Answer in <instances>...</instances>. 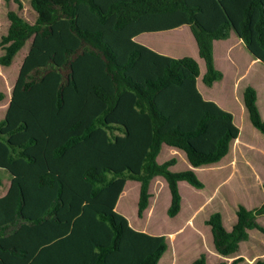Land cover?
I'll return each mask as SVG.
<instances>
[{
    "label": "trees",
    "instance_id": "1",
    "mask_svg": "<svg viewBox=\"0 0 264 264\" xmlns=\"http://www.w3.org/2000/svg\"><path fill=\"white\" fill-rule=\"evenodd\" d=\"M29 2L35 22L10 11L0 39L4 67L30 40L0 121V169L10 176L0 198V264H159L166 237L134 230L115 211L126 181L139 183L141 218L150 182L163 178L166 214L174 218L178 183L203 184L191 170L169 171L173 160L157 164L161 147L183 152L191 168L216 164L239 129L230 113L202 98L193 58L158 54L134 38L187 26L205 67L201 81L211 87L222 79L213 41L231 31L254 60L264 59V0ZM256 98L244 89L248 121L264 140ZM258 217L264 201L253 210L238 206L230 231L219 213L210 215L215 252L228 257L248 231L264 233Z\"/></svg>",
    "mask_w": 264,
    "mask_h": 264
},
{
    "label": "rangeland",
    "instance_id": "2",
    "mask_svg": "<svg viewBox=\"0 0 264 264\" xmlns=\"http://www.w3.org/2000/svg\"><path fill=\"white\" fill-rule=\"evenodd\" d=\"M0 0V39L6 35L9 22L7 13L13 11L25 21L33 24L36 15L29 0ZM136 43L148 40L154 43L165 56L173 58H193L200 70L197 89L205 100L216 103L221 109L233 116V122L239 129L238 138L230 144L229 153L217 164L191 168L183 152L163 145L156 159L157 164L173 160L171 172L193 171L202 182L203 188L195 189L186 182L178 183L181 198L180 212L170 218L166 210L170 203V194L163 178L156 177L150 182L151 195L147 209L141 218L137 217L139 183L127 180L124 191L116 205V212L128 221L136 231L149 235H164L167 250L159 264H192L202 259L205 264H253L264 260V233L258 230L248 231V239L239 244L238 250L228 256H219L212 245L209 227L205 224L210 215L219 213L223 227L230 231L236 221L238 206L247 210L259 207L264 201V140L249 123L243 106L242 94L246 87L256 91V105L261 119H264V59L254 60L243 44L232 49L231 61L221 48L226 43L216 42L213 51L215 69L222 73L223 79L208 87L201 81L205 72L203 61L198 57L195 42L187 27L160 34H145ZM234 42L233 38L227 43ZM227 44V45H228ZM30 45L28 40L15 55L8 67L0 66V92L4 99L0 101V121L3 108L9 98V89L17 78L23 51ZM3 54L0 48V56ZM0 194L9 186V174L0 169ZM257 223L264 229V217H258Z\"/></svg>",
    "mask_w": 264,
    "mask_h": 264
},
{
    "label": "crops",
    "instance_id": "3",
    "mask_svg": "<svg viewBox=\"0 0 264 264\" xmlns=\"http://www.w3.org/2000/svg\"><path fill=\"white\" fill-rule=\"evenodd\" d=\"M182 27H187V26H181V27H179V28H182ZM179 28H176V29H179ZM188 28V27H187ZM176 29H173V30H168V31H163V32H153V33H142V34H140V35H138V36H136L135 38H134V41L135 42H137V40L139 39V38H144V37H142V36H144L145 34H160V33H166V32H170V31H174V30H176ZM188 31H189V28H188ZM190 32V31H189ZM193 38V37H192ZM233 38V40H234V42H232L231 44H228L227 42L230 40V39H232ZM216 42H224V43H226L224 46H222V48H221V52H222V55L223 54H225L226 55V57H228L231 61H234V59H233V57H232V49H233V47L236 45V44H238V45H241V44H243L242 43V41L240 40V39H238L237 37H236V35L231 31L230 33H229V37L227 38V39H225V40H217V41H213V47H212V54H213V51H214V48H215V44H216ZM139 44V43H138ZM140 44L141 45H143V46H145V47H147V48H149V49H151L152 51H154V52H156V53H158V54H161L162 53V51L157 47V46H155L154 45V43L153 44H151L150 42H148V40H145L144 42H140ZM228 44V45H227ZM24 47V46H23ZM197 48V47H196ZM28 50H29V45H28V47H27V49H25L24 51H23V55H22V57H21V60H20V63H19V65H21V63H22V60H23V58L26 56V54H27V52H28ZM198 54V53H197ZM161 55H163V54H161ZM165 56V55H164ZM168 57H171V58H173L170 54H168ZM199 57V56H198ZM176 59H180V58H176ZM235 62V61H234ZM213 64H214V67H215V60H214V58H213ZM221 73V72H220ZM222 74V73H221ZM199 75H200V70H199ZM199 78V77H198ZM198 78H197V80H198ZM222 79H223V75H222ZM221 79V80H222ZM219 82V81H218ZM15 83V82H14ZM14 83L13 84H11V88L9 89V93H10V95H9V98H8V100L6 101V105H5V107L3 108V117H4V115H5V113H6V109H7V106H8V103H9V101H10V98H11V91H12V88H13V85H14ZM216 83V82H215ZM215 83H213V84H215ZM196 86H197V82H196ZM213 86V85H212ZM202 96V95H201ZM203 98V97H202ZM204 99V98H203ZM205 100V99H204ZM208 101V100H207ZM216 104V103H215ZM217 105V104H216ZM218 106V105H217ZM223 110V109H222ZM158 157V156H157ZM157 159V158H156ZM224 159V158H223ZM222 159V160H223ZM217 164V163H216ZM9 184H10V182H9ZM1 185V184H0ZM9 187V186H8ZM8 187H7V189H6V191H4V192H2V194H0V198L1 197H3L5 194H6V192H7V190H8ZM123 191H124V189H123ZM123 193V192H122ZM122 193H121V195H122ZM119 200V199H118ZM118 202V201H117ZM117 205V204H116ZM115 210H116V208H115ZM129 224V223H128ZM130 226V225H129ZM132 228V227H131Z\"/></svg>",
    "mask_w": 264,
    "mask_h": 264
}]
</instances>
